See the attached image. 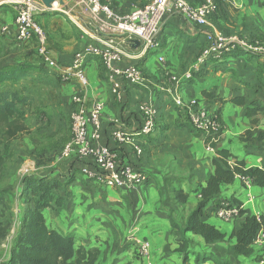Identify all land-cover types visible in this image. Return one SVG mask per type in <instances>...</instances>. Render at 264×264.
Listing matches in <instances>:
<instances>
[{"label": "crops", "instance_id": "1", "mask_svg": "<svg viewBox=\"0 0 264 264\" xmlns=\"http://www.w3.org/2000/svg\"><path fill=\"white\" fill-rule=\"evenodd\" d=\"M186 1L191 4L198 2ZM102 2L109 4L117 14L125 15L133 7L145 5L149 0ZM212 2L217 5V0ZM41 16H37L36 21L47 34L51 58L59 65H68L83 45L94 43L92 39L83 37L62 16L45 20ZM4 23L7 32L1 39L0 68L26 64L24 61L35 50V41L31 39L21 48H16L15 27L9 13L4 16ZM225 36H237L248 41L264 38V0H234L224 7L216 6L207 26L201 28L178 16L167 17L162 26L160 47L148 59L152 64L147 62L148 57L141 62L136 61L147 78L148 87H135L121 81L126 104L122 112L110 93L105 69L97 59L86 62V87L75 81L64 82L59 77L61 71L45 67L47 75L44 73L43 81L48 85L54 83V93L46 94L41 103V114H31L27 109L20 108L25 115V125L33 136L10 144L11 164L4 170L0 181V191L11 194L13 200V229L10 233L13 235L14 228L18 226L16 213H19L20 205L17 189L22 188L25 176L32 175L61 185L53 193L62 199V206L43 212L47 226L60 234L73 235L75 249L98 252V264H198L196 257L201 255L209 259L199 264H264V244L253 246L254 255L251 258H235L229 250L235 239L228 238L233 230L241 228L245 216H238L226 228L221 223H213L216 217L214 205L219 200H237L249 216L264 215V188L256 186L253 189L255 196L249 192L245 195L246 200L240 201L243 198L240 187L244 185L239 178L222 186L217 198L205 207L201 219L221 230L227 241L207 245L200 236L187 233V248L184 251H179L182 238L172 231L168 217V211L177 208L159 195V189H162L159 186L165 179L181 180L180 186L185 193L193 189V179L197 181V186H205L214 172L212 162L217 158L216 150H225L230 154L229 166L236 161H244L248 168L264 170V141L241 140L248 130L264 134V56H226L218 59L210 56L205 69L192 83L175 84V80L180 79L200 52L217 37ZM129 63L125 58L120 65L123 67ZM75 95L85 96L86 107L94 102L104 104L101 142L111 148L115 145L111 137L115 121L124 122L125 128L134 133L139 128V120L134 115L135 111L140 114L141 103L157 109L158 129L147 138L135 139L143 146L142 155L136 156L130 146L123 149L131 163L143 166L151 174L143 186L133 191L104 189L82 176L83 169L92 167V162L77 163L72 158H61L64 144L68 137L70 139V114ZM175 96L184 102L197 100L200 108L217 115L223 131L214 152L206 150L204 136L195 135L178 125L186 120L173 103ZM234 99H242L243 105H237L232 101ZM247 108L255 111L249 116ZM251 186L244 187L250 190ZM257 197H261L263 203L256 206ZM142 241L150 245L149 257L144 263L135 255Z\"/></svg>", "mask_w": 264, "mask_h": 264}, {"label": "built area", "instance_id": "2", "mask_svg": "<svg viewBox=\"0 0 264 264\" xmlns=\"http://www.w3.org/2000/svg\"><path fill=\"white\" fill-rule=\"evenodd\" d=\"M219 2L225 5L234 0ZM0 5L10 6L15 12V43L23 44L33 39L36 54L43 66L61 71L59 77L64 82L75 81L86 87V62L97 59L105 69L110 93L117 102L123 100L121 81L135 87H148L147 78L136 61H143L160 47L162 26L167 17L178 16L201 28L207 26L217 6L212 0H200L195 4L186 0H149L145 5L133 7L130 13L119 15L102 0H63L62 5L56 0L50 8L45 7L40 0H1ZM57 13L68 18L83 37L94 41L75 52L66 66L59 65L51 58L46 33L36 22L37 16ZM6 32V26L0 28L1 34L5 35ZM133 40L139 42L135 49L131 47ZM237 49L251 55L264 56V43H250L237 36L217 37L207 49L200 52L180 79L175 80V84L181 86L195 73L201 72L210 56L222 58L226 53L236 52ZM125 58L130 63L122 67L120 64ZM172 100L191 126L204 135L205 141H208L205 142L206 150L214 152L212 144L218 145L223 131L217 115L200 108L197 100L184 102L179 96ZM72 103L75 109L70 116L71 138L64 145L61 158L75 157L92 162V167L83 169L82 173L98 186L124 191H133L143 186L148 181L144 171L131 165L119 164L117 155L101 142L104 104L94 102L86 107L83 95L73 96ZM139 112L141 124L134 133L127 130L121 121L114 122L111 132L113 141L130 146L136 156H141L143 149L135 139L147 138L158 129V111L154 106L141 103ZM237 178L245 187L252 185L249 178ZM241 209L242 206H232L227 200H223L215 214L224 222H232L239 216ZM258 244H264V228L258 231L253 241V246ZM149 249L147 241L139 243L137 253L141 259H148Z\"/></svg>", "mask_w": 264, "mask_h": 264}, {"label": "trees", "instance_id": "3", "mask_svg": "<svg viewBox=\"0 0 264 264\" xmlns=\"http://www.w3.org/2000/svg\"><path fill=\"white\" fill-rule=\"evenodd\" d=\"M217 6L224 7L225 5L217 0ZM12 11V22L14 23L15 12L14 10ZM3 23L0 28L6 26ZM4 36L0 33L1 39ZM1 39L0 41L2 42ZM249 42L264 43V38L250 39ZM14 44L18 47L22 45L15 43V41ZM1 48L2 43H0V53ZM226 56L257 57L256 55H251L238 49L236 52L226 53L223 57L225 58ZM204 67L202 71L205 69ZM201 72L195 73L184 84L192 83L201 75ZM37 77L38 70L26 64H10L0 68V181L4 170L11 164L10 144L15 140L32 135L30 129L25 125V115L20 111V108L27 109L31 114H41V103L44 100L45 93L42 89L43 85L40 84ZM232 101L237 105H243L242 99H234ZM115 102L120 106L122 112L126 106L124 99L122 102ZM74 107L75 105L73 104L72 112L74 111ZM254 111L253 108H247V115L250 116ZM134 116L136 120H139L140 127V114L135 111ZM185 120L186 122L183 121L178 125L187 128L189 132H193L195 135L200 134L204 136L191 126L186 116ZM157 126L159 125L157 124ZM254 139L260 142L264 141V134H257L253 130H248L241 136L243 142H249ZM114 143L115 145L112 148L108 147L117 155L119 164L131 165L138 170L144 171L143 166L131 163L123 153L126 145L117 142ZM212 146L216 149L214 144ZM216 152L217 158L212 162L214 172L206 180L205 186H197L196 184L192 190L185 193L180 186L181 180L171 181L165 179L164 186L162 189H159L160 197H165L169 204L176 206L177 209L178 207H184L191 195H198L199 197L195 207L192 210H187L188 214L185 217L183 214L180 215L178 210L168 211L172 229L182 238L179 251H184L187 248L185 239L187 233L200 236L207 245L227 241L226 235L221 230L201 219L205 207L217 198L222 186L232 184L237 176H240L249 178L252 185L264 188L263 169L248 168L244 161H236L234 166L231 167L228 165V159L231 157L230 154L225 150H216ZM71 158L75 159L77 163L87 162L86 160H79L75 157ZM190 178L192 179V176ZM60 188L61 185L59 183L43 177L28 175L23 178L22 188L17 189L19 194L17 201L20 205L19 214L17 215L18 226L16 227L12 240L8 242L6 255L1 257L2 253L0 252V260L4 258V260L0 261V264H98V252L85 251L82 248L75 249L73 235L60 234L46 225L43 212L54 206H62V199L53 193V191ZM118 190L124 191L122 189ZM227 202L232 206H242V203L237 200H227ZM12 203L11 194L7 195L5 192L0 191V248L13 229ZM219 206L220 200L214 205L215 212ZM246 212L244 209L240 210L239 216H245L244 223L240 229L233 230L228 238L235 239V243L229 247L231 254L235 258L240 256L247 258L253 257V241L258 231L264 228V215L249 216ZM176 214L180 216L179 220L175 219ZM208 259L206 256H197L196 262L199 264ZM184 260L186 261V259ZM257 261L260 260L257 259Z\"/></svg>", "mask_w": 264, "mask_h": 264}, {"label": "rangeland", "instance_id": "4", "mask_svg": "<svg viewBox=\"0 0 264 264\" xmlns=\"http://www.w3.org/2000/svg\"><path fill=\"white\" fill-rule=\"evenodd\" d=\"M1 1V0H0ZM7 13H9L10 15H11V18L13 19V11L10 9V8H8L6 5H1L0 6V26L2 25V23H3V21H4V16L7 14ZM52 16H54V17H57V16H62V18H64V19H66L68 22H69V19L68 18H66L64 15H62V14H60V13H57V14H45V15H42L41 16V18L42 19H46V18H48V17H52ZM70 23V22H69ZM4 24V23H3ZM39 24V23H38ZM71 24V23H70ZM40 25V24H39ZM72 25V24H71ZM41 26V25H40ZM73 26V25H72ZM41 28L43 29V27L41 26ZM44 30V29H43ZM44 32H45V30H44ZM46 33V32H45ZM46 36H47V34H46ZM1 39V38H0ZM48 39V38H47ZM0 43H2L1 41H0ZM16 47V46H15ZM22 46H19V47H16V48H21ZM9 50V49H8ZM153 55H155V53H152V54H150L149 56H148V58H147V60L150 58V57H152ZM25 63H26V65L27 66H30V67H32V68H35L36 70H38V77H37V80L40 82V84H42L43 86H42V89H43V92L45 93V96H44V98L46 97V94H49V93H54V88H53V86H54V83L53 84H51V85H48V83H46V82H44L43 80H44V76H45V74L44 73H46V75H47V71L45 70V67L42 65V63H41V60L38 58V56L36 55V53H35V50L32 52V54L31 55H29L28 56V59H26V61H24ZM147 62H150L149 60L147 61ZM150 64H152V62H150ZM37 68H40V69H37ZM48 76H50V75H48ZM53 79H54V77H52ZM157 124H158V118H157ZM159 125V124H158ZM33 136V134L32 135H30V136H28V137H32ZM70 138H71V134H70ZM70 139H69V137H68V140H67V142L69 141ZM66 142V143H67ZM65 143V144H66ZM64 144V145H65ZM243 151H245V149H243ZM23 169V168H22ZM21 169V170H22ZM20 170V171H21ZM144 173H145V175H147L148 177L151 175V174H149L148 173V171H146L145 169H144ZM17 178H19L18 176H17ZM238 183H239V185L241 186V184H240V182L238 181ZM192 187H194L196 184H197V181L195 180V179H193V181H192ZM164 186V183H162L159 187H163ZM102 188H104V187H102ZM241 188V190H242V193H243V198H241V200L240 201H245L246 200V197H245V195L246 194H248L249 195V192L252 194V195H254L255 196V194H254V192H253V189L254 188H257L256 186H251V189L249 190V189H246L244 186H241L240 187ZM104 189H108V188H104ZM113 191V190H112ZM198 199H199V197L198 196H193V195H191L190 196V198L187 200V203L184 205V207L182 206V207H178V209H176V210H178V212L180 213V215H182L183 214V216L185 217L186 216V214H188L187 213V209L189 210H192L194 207H195V205H196V203H197V201H198ZM166 201V200H165ZM167 202V201H166ZM263 203V199L261 198V197H257L256 199H255V205L257 206V205H259V204H262ZM176 207V206H175ZM247 208H248V205L246 206ZM184 210V211H183ZM19 213H16V219H17V215H18ZM175 219L176 220H179L180 219V216L178 215V214H176L175 215ZM214 221L215 222H213V223H221L223 226V228H226V226H228V225H230V224H232L233 223V221L232 222H224V221H222L221 219H219V218H217V217H215L214 218ZM47 225V224H46ZM55 227H58L57 225H55ZM16 231V227L14 228V232ZM172 231H175V230H173L172 229ZM13 232V233H14ZM74 237V236H73ZM12 238H13V235L10 233L8 236H7V239L5 240V242H3V244H2V246H1V248H0V252L2 253L1 254V257H3V256H5L6 254V252L8 251V242L10 241V240H12ZM136 253H137V250H136ZM136 253H135V255H136ZM137 255H138V253H137ZM200 257H202V255L200 256ZM137 258L139 259L140 258V256L138 255L137 256ZM1 259V258H0ZM2 260H4V258L2 259ZM2 260H0V261H2ZM140 260H141V262H143L144 263V260H146V259H141L140 258Z\"/></svg>", "mask_w": 264, "mask_h": 264}, {"label": "water", "instance_id": "5", "mask_svg": "<svg viewBox=\"0 0 264 264\" xmlns=\"http://www.w3.org/2000/svg\"><path fill=\"white\" fill-rule=\"evenodd\" d=\"M41 1V3L45 6V7H47V8H50L51 7V4L53 3V2H55L56 0H40ZM58 1V3H59V5H62L63 4V0H57ZM139 46V42L137 41V40H133L132 41V44H131V47L132 48H137Z\"/></svg>", "mask_w": 264, "mask_h": 264}]
</instances>
